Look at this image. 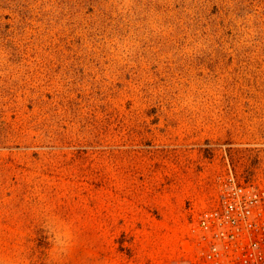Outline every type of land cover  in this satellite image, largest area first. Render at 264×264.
<instances>
[{
  "label": "rangeland",
  "instance_id": "rangeland-1",
  "mask_svg": "<svg viewBox=\"0 0 264 264\" xmlns=\"http://www.w3.org/2000/svg\"><path fill=\"white\" fill-rule=\"evenodd\" d=\"M227 161L264 182V0H0V264H201Z\"/></svg>",
  "mask_w": 264,
  "mask_h": 264
},
{
  "label": "built area",
  "instance_id": "built-area-1",
  "mask_svg": "<svg viewBox=\"0 0 264 264\" xmlns=\"http://www.w3.org/2000/svg\"><path fill=\"white\" fill-rule=\"evenodd\" d=\"M217 186L193 228L201 264H264V182L239 179L227 161Z\"/></svg>",
  "mask_w": 264,
  "mask_h": 264
}]
</instances>
